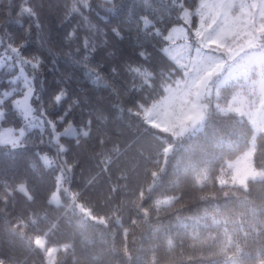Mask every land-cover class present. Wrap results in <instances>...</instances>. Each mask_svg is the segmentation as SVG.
Segmentation results:
<instances>
[{"label": "trees", "instance_id": "1", "mask_svg": "<svg viewBox=\"0 0 264 264\" xmlns=\"http://www.w3.org/2000/svg\"><path fill=\"white\" fill-rule=\"evenodd\" d=\"M199 1L0 0V48L33 73L36 111L79 131L59 137L62 151L47 127L0 143V264H47L50 247L51 264H264V132L253 153L263 177L218 180L253 135L247 119L218 110L241 85L223 86L181 136L143 114L183 75L164 48ZM7 74L0 125L19 126L11 100L23 87Z\"/></svg>", "mask_w": 264, "mask_h": 264}, {"label": "rangeland", "instance_id": "2", "mask_svg": "<svg viewBox=\"0 0 264 264\" xmlns=\"http://www.w3.org/2000/svg\"><path fill=\"white\" fill-rule=\"evenodd\" d=\"M192 15H196L195 24ZM180 18V24L167 35L164 51L182 68L183 75L166 88L162 98L144 110L145 120L173 137L181 136L200 126L210 103L216 104L213 99L223 86L238 82L241 87L218 110L247 119L253 135L246 150L226 163L218 180L223 185L244 186L248 179L262 178L263 171L253 165V153L255 136L264 132V0H200L195 9H183ZM33 63L29 61L28 65L33 67ZM0 69L8 73L6 78L10 82L20 81L23 87L22 92L11 100L23 122L19 126L0 125V143L19 146L27 131L47 127L52 142L62 151L64 147L59 144V137L76 136L79 131L71 124L57 129L52 121L46 120L42 110L36 111L32 104L35 96L33 73H29L14 51L0 48ZM21 69L24 77L20 76ZM25 77L30 81L33 94L28 100L31 114L23 118L15 101L24 100L28 90ZM5 92L11 91H3V94ZM5 98L0 96V100ZM3 113L0 108V119ZM81 133L85 134L86 130L82 129ZM41 160L45 165L54 161L48 154H42ZM61 179L58 172V184ZM51 202H58L56 193L52 194ZM43 242L37 239V245L42 249L45 248ZM54 252L53 247L45 251L47 264L52 263Z\"/></svg>", "mask_w": 264, "mask_h": 264}, {"label": "snow or ice", "instance_id": "3", "mask_svg": "<svg viewBox=\"0 0 264 264\" xmlns=\"http://www.w3.org/2000/svg\"><path fill=\"white\" fill-rule=\"evenodd\" d=\"M38 65H39V61L37 60L35 63H33L32 66H33V68H37ZM20 76L24 77V72L22 69L20 71ZM24 79H25V84L28 86V88H27L28 90L24 96V100L23 101H20V100L15 101V107L21 110V115L23 116V118L27 117L31 114L32 109L28 104V100L32 97V94H33L31 87H29L30 81L26 77ZM10 83H15V81H12ZM3 95L5 97H8V96H11L12 93L11 92H5ZM62 96H63V93L57 94L55 97V100L60 101ZM3 104H4V101L0 100V108H3L2 107ZM2 115H3V119H0V121L6 120V113L4 112Z\"/></svg>", "mask_w": 264, "mask_h": 264}]
</instances>
